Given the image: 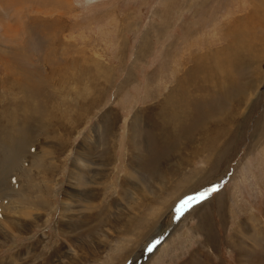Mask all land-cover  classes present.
<instances>
[{
	"label": "rangeland",
	"instance_id": "1",
	"mask_svg": "<svg viewBox=\"0 0 264 264\" xmlns=\"http://www.w3.org/2000/svg\"><path fill=\"white\" fill-rule=\"evenodd\" d=\"M0 136V264H264V0H0Z\"/></svg>",
	"mask_w": 264,
	"mask_h": 264
},
{
	"label": "bare ground",
	"instance_id": "2",
	"mask_svg": "<svg viewBox=\"0 0 264 264\" xmlns=\"http://www.w3.org/2000/svg\"><path fill=\"white\" fill-rule=\"evenodd\" d=\"M12 2H14V0H12ZM6 29H9V30H6V33L7 32H12V31H14V29L12 28V27H7L6 26ZM32 74V73H31ZM2 84V83H1ZM2 86V85H1ZM2 138V136H0V141H2L3 139H1ZM14 145L15 144H18V143H13ZM16 146V145H15ZM74 177V176H73ZM70 185V184H69ZM8 190V188H7V177H6V175L4 174L2 177L0 176V199L2 198L3 200H0L1 201V203H0V239H3V238H7V239H12V238H15V234H14V232H12V229H11V227H14L13 225L14 224H12L10 221H9V223H10V226L11 227H7L6 226V222H7V220H6V208H5V205H4V201L6 200V191ZM19 191V190H18ZM8 192V191H7ZM27 192V191H26ZM21 193V192H20ZM43 194V193H42ZM68 194V193H67ZM12 195V194H11ZM17 195V194H16ZM27 195V194H26ZM44 195V194H43ZM42 195V197H44ZM32 196V195H31ZM68 196H73V193H70V194H68ZM10 197V196H9ZM8 197V198H9ZM18 197H19V195H18ZM40 197V199H41V196H39ZM47 197V196H46ZM27 198V197H26ZM20 199H22V198H20ZM24 200V199H23ZM11 202H13L12 200H10ZM20 201V200H19ZM7 203V202H6ZM14 203V202H13ZM12 203V204H13ZM20 203V202H19ZM22 204V203H21ZM11 205V204H10ZM9 206V205H8ZM22 206H23V204H22ZM21 206V207H22ZM13 207H14V205H13ZM16 207H19L18 205L16 206ZM41 207V206H40ZM12 208V207H11ZM38 208V207H37ZM16 209H14V211H15ZM23 210H24V208L23 209H21L20 211H16L17 212V214L19 215V214H22V212H23ZM38 210V209H37ZM9 212V211H8ZM7 212V213H8ZM12 213V212H11ZM14 215V214H13ZM8 216V215H7ZM11 216V215H10ZM9 217V216H8ZM7 217V218H8ZM27 217V216H26ZM13 218H15V216L13 217ZM251 221H255L256 219H254V217H252L251 219H250ZM17 222V221H16ZM255 222H257V220L255 221ZM204 224V223H203ZM252 224H254V222H252ZM16 225V224H15ZM255 226V225H254ZM15 228V227H14ZM208 231V230H207ZM168 235V234H167ZM166 235V236H167ZM211 235V234H210ZM166 236L165 237H163V240L166 238ZM250 237V236H249ZM211 238V237H210ZM160 240H162V239H160ZM162 240V241H163ZM253 240H254V238L251 240L252 241V243H253V246H255L254 245V242H253ZM108 241V240H107ZM106 241V242H107ZM208 241H209V239H208ZM161 243V242H160ZM256 250V249H255ZM258 250V249H257ZM261 250V252L263 251L262 249H260ZM195 264V263H194Z\"/></svg>",
	"mask_w": 264,
	"mask_h": 264
},
{
	"label": "snow or ice",
	"instance_id": "3",
	"mask_svg": "<svg viewBox=\"0 0 264 264\" xmlns=\"http://www.w3.org/2000/svg\"><path fill=\"white\" fill-rule=\"evenodd\" d=\"M216 190H218L217 186H213L212 188L197 195L186 197L180 202L178 208L176 209L177 212L179 214H183L184 212L190 210V208L193 207L195 204L200 203L203 199H206L207 195Z\"/></svg>",
	"mask_w": 264,
	"mask_h": 264
}]
</instances>
